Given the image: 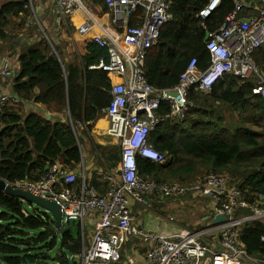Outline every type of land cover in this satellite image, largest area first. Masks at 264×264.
<instances>
[{
    "label": "trees",
    "instance_id": "1",
    "mask_svg": "<svg viewBox=\"0 0 264 264\" xmlns=\"http://www.w3.org/2000/svg\"><path fill=\"white\" fill-rule=\"evenodd\" d=\"M95 1L107 9L104 0ZM209 1L175 0L173 19L161 29L158 44L146 58V78L152 86L175 87L193 58L201 70L208 66V31L218 29L235 10V0H222L213 14L203 20L198 13ZM29 5V0H0V50L1 41L15 39L24 30L32 17ZM13 18L20 19L11 27ZM26 28L33 30V25ZM26 47L18 58L20 72L13 81L15 94L23 101L56 105L60 110L68 108L73 121H96L98 110L108 104L110 81L107 72L88 68L99 65L101 59L108 62L106 49L87 41L82 65L65 67L47 41ZM253 59L264 73V46L254 53ZM253 86V82L242 83L232 74L218 80L209 92L192 86L187 95L190 108L186 116L163 119L150 135L151 144L165 155V162L137 157L138 174L158 183L183 184L195 182L209 172L223 174L229 186L241 191L243 200L264 208V98L253 92ZM170 112L168 103H161L157 111L161 116ZM0 127V178L9 183L39 181L58 161L71 170L81 164L82 150L68 122L47 119L38 112L23 113L6 105L0 107ZM99 152L100 166L111 170L120 163L118 148ZM92 181L102 194L108 191L107 181L98 177ZM30 206L0 191V264H44L56 256L67 264L64 251L80 250V244L68 245L77 235L66 231L53 254L59 236L54 221ZM252 213L249 207H237L234 215ZM263 237V221L251 219L240 226L237 240L250 256L264 261Z\"/></svg>",
    "mask_w": 264,
    "mask_h": 264
},
{
    "label": "built area",
    "instance_id": "2",
    "mask_svg": "<svg viewBox=\"0 0 264 264\" xmlns=\"http://www.w3.org/2000/svg\"><path fill=\"white\" fill-rule=\"evenodd\" d=\"M91 0H54L59 14L66 18L82 11L86 19L79 25L82 35L103 24L88 7ZM117 32L104 30L93 36L94 42L105 48L108 62L100 60L93 66L117 73L121 82L112 86V99L106 108L109 133L117 138L122 149V159L112 173L104 177L109 183L102 194L95 185L84 183L74 189L77 175L66 170L59 162L50 165L44 177L37 182L23 180L8 183L15 189L56 202L65 223L81 222L96 215L93 238L82 255L80 264H250L254 258L238 244L240 226L251 219L262 220L264 208L252 206L241 198V191L229 186L226 175L209 172L190 184L177 181L158 183L138 174L137 157L164 163L165 155L150 142V135L166 118L183 119L189 111L187 99L192 86L209 92L213 85L227 74L236 75L242 82H253V92L264 98V73L253 59L254 53L264 46V0L258 14L240 17L243 3L237 2L235 11L218 29L208 31V66L201 70L193 58L180 75L179 83L170 89L152 86L146 78L145 62L148 51L157 45L161 29L172 20L171 8L175 0H104ZM222 0H210L198 17L209 18ZM137 23H132L130 20ZM102 34V35H100ZM0 75L10 72L3 61ZM6 100L0 98V105ZM161 103H168L171 112L165 116L157 113ZM154 192L164 197L199 195L210 198L211 220L217 215L227 221L210 225L199 231L187 228L164 233L144 231L135 223L132 203L144 204L146 196ZM237 207H249L252 214L236 216ZM213 212V213H212ZM210 237V238H209ZM134 238L145 242L147 250L140 263L122 262L123 246ZM264 239V237H263Z\"/></svg>",
    "mask_w": 264,
    "mask_h": 264
},
{
    "label": "crops",
    "instance_id": "3",
    "mask_svg": "<svg viewBox=\"0 0 264 264\" xmlns=\"http://www.w3.org/2000/svg\"><path fill=\"white\" fill-rule=\"evenodd\" d=\"M91 1L88 2L87 5L89 9L92 11L90 7ZM174 2H173V5H174ZM237 2L243 3V7L238 11L239 16L243 18H248L252 15L258 14V9L261 7L260 0H235V9H236ZM30 3L32 4L31 7L34 13L33 18L27 20L25 28L22 31V34H19L16 41H14L15 44L11 43L12 45L10 44L8 47H6L8 40L1 41L2 48L0 50V68L4 67L3 61L6 60L8 62V66L14 69L15 75H13L12 77H10L9 74L5 76L0 75V98H4L6 100L5 102L6 104L0 105V107L8 105V106L15 107V109L17 110H21L23 113H30V112L37 113L38 112V113H42L43 115H45L47 119H57L62 122H68L69 124H71V126L73 127L75 131L76 137L78 139L79 146L81 147V150H82L81 164L79 165L77 169L71 170L70 168L65 166L61 161H58V162L66 170L73 172L77 175L78 177L77 181L73 184L74 189L76 190L80 189L84 183L92 184L93 182L92 179L94 177H98V180L103 182L105 181L104 177L106 176L107 173H112L115 179H119V175L115 173L113 170L114 168L110 170L106 168L105 166H100V164H98L97 162L98 158L100 157L99 149L108 150L110 148H118L120 152V161L122 159V149H121L120 142L117 138L110 135L109 133L110 123H109L108 116L106 114V108L112 99V94H111L112 86L115 85L116 83L121 82L122 80V77L119 74L105 71L107 72V75L110 81V90L108 92V104L107 106L98 110L99 111L98 119L94 122L92 121H88V122L73 121L68 108L64 110H60V108L56 105L46 106L40 103H35L33 101H23L19 98L18 95L15 94L13 90L14 78L20 72V62L18 58H19L20 52L22 50H25L27 48L26 47L27 45L31 46L36 41L38 42L41 40H45L50 44L54 53L60 59H62L65 67H68L70 65L81 66L82 65L81 56L86 53L87 41L94 42L93 36L95 34L98 35L99 33H102L105 35L104 30L106 29L113 33L117 32L118 30L117 25L110 18V15H109L110 12L108 11V8L107 9L105 8L106 9L105 10L103 6L97 4L96 6L100 8L97 10L100 13L98 14L94 12L93 13L98 18V20L103 24L104 30L100 28H96V30H93L90 34L82 35L81 32L79 31V25L86 19V15L84 12L77 11L74 15L64 18L59 14L54 0H29V4ZM246 10H248L247 14H243ZM171 13H172V8H171ZM37 16H39V18ZM55 17H57V19H55ZM34 19H36V21ZM131 21L133 20L131 19L130 22ZM30 25H33V30H28L26 28V27H29ZM12 35L13 34L11 33L10 37H12ZM55 47L57 48L58 53H60L62 58L58 55ZM93 66L94 65H91L88 69L102 70L100 68H96ZM102 122L106 123V125L103 128H101L100 126ZM92 129L94 133H96L97 136L100 137L101 139V141H99L98 143L94 142L95 139L93 138V135H92ZM85 143H88L89 145H91V147L96 149L95 151L98 154L97 161L93 160L94 156H92L91 158L88 157V152L89 151L94 152V149L92 148V150L90 149L86 150L84 147ZM109 144H112V145H109ZM6 183L8 184L9 182L6 181ZM188 195L190 196H187V197H191V198H186L185 200L181 201L182 203L181 205L185 204L190 207L191 206L194 207L198 204V201H204L201 204V207L198 206V208L199 210L201 208V210H203L204 213L207 214V216L203 220L209 221L211 219V217L208 216V215H211L210 214L211 199L200 197L199 195H193V194H188ZM148 196L150 195H147L146 198ZM197 197H200L201 199L198 200L196 199ZM149 204H150L149 201H146L144 204H141V205L139 204V208L140 206L146 205V207L143 209V210H146ZM97 218L98 217L96 215L87 218L88 224L93 227V231L91 232L90 236L87 238L85 235V221H84V227L81 222H77L80 230L77 233L76 240L69 241L68 245L71 247H74L75 245L80 244L81 247H80L79 252L71 248H68L67 250L64 251L63 258H65L67 264H69V260L72 261V264L81 263L83 252L85 248L88 245H90L92 241ZM139 221H142V224H140ZM135 223L140 227V229L144 231H152V230H147L148 227L145 225L144 220L140 218L137 219V217H135ZM62 224L64 227L71 226L70 223H65L63 221V218H62ZM66 224H69V225L66 226ZM178 229H183V227L181 226L175 227L169 230L174 231ZM56 230L58 231V234L61 237L65 233L64 232L63 234H61L58 229ZM169 230H162L161 232L169 231ZM77 241H79V243H76ZM128 242H131L132 247L130 249H127V248H124L123 246L122 262H125V263L142 262L147 252V250L145 249L146 247L145 242L141 241L140 238H134L133 240L128 241ZM250 264H264V261L260 258H257L255 260H252V263Z\"/></svg>",
    "mask_w": 264,
    "mask_h": 264
},
{
    "label": "rangeland",
    "instance_id": "4",
    "mask_svg": "<svg viewBox=\"0 0 264 264\" xmlns=\"http://www.w3.org/2000/svg\"><path fill=\"white\" fill-rule=\"evenodd\" d=\"M31 3L29 7H31ZM97 3L95 0L91 1V9L94 13H100L97 9H100L99 7L96 6ZM32 11V17L33 18V9L31 7ZM106 13V11H105ZM39 18V16H37ZM20 18H13L12 19V24L9 25L11 27H14L15 22H18ZM36 21V19H34ZM22 34V32L20 33ZM13 38V37H12ZM10 39L8 40L6 47H8L11 43H14L18 36L15 39ZM12 45V44H11ZM103 123V122H102ZM102 125V124H101ZM100 125V126H101ZM80 135V133H79ZM92 135L93 138L95 139L94 142L98 143L101 141L100 137L97 136L96 133H94L92 129ZM109 138V137H108ZM112 145V144H109ZM85 149H90L92 150L93 147L89 145L88 143L84 144ZM94 149V152L89 151L88 152V157L91 158L94 156L93 160L97 161V156L98 154L96 153V149ZM185 184H190V183H185ZM165 194L160 193V192H154L152 195L148 196L146 198V201H149V206L146 210H143L145 206H140L136 202L132 203V210H133V215L137 217V219H142L145 222V225L148 227L147 230H152V231H162V230H171L172 228L175 227H183L187 228L189 230H201L203 228H206L210 225L213 224H218V223H213L214 219H210L209 221L203 220L207 214L204 213L203 210H199L198 206L201 207V204L204 201H198V204L194 207H190L188 205H181V201L185 200L186 198H191L187 197L190 195H182V196H173V197H164ZM196 199L200 200V197H197ZM25 205L32 208L29 203L25 202ZM42 210V209H41ZM44 211V210H43ZM139 211V212H138ZM136 213V215H135ZM211 217V215H208ZM228 218V217H227ZM140 224H142V221H139ZM78 224V223H77ZM69 224H66L68 226ZM71 225V223H70ZM208 225V226H207ZM80 230L79 226L76 225L75 227H72V233L73 235H77L78 231ZM169 231H163L164 233H169ZM93 231V227L88 224V220H85V235L86 238L90 236L91 232ZM210 238V237H209ZM60 245V235L58 236V244L57 246L53 249V254L58 250V247ZM132 247L131 242H127L124 244V248L130 249ZM63 260L61 257L58 258H48L45 260L44 264H64ZM39 264H42L40 262ZM69 264H72V261L69 260Z\"/></svg>",
    "mask_w": 264,
    "mask_h": 264
},
{
    "label": "water",
    "instance_id": "5",
    "mask_svg": "<svg viewBox=\"0 0 264 264\" xmlns=\"http://www.w3.org/2000/svg\"><path fill=\"white\" fill-rule=\"evenodd\" d=\"M57 19V17H55ZM9 70V76L12 77L15 75V71L13 68L8 67ZM0 191L5 192L6 194H10L12 196H15L19 198L23 202H27L30 205L36 207L37 209L41 210L42 212L48 214L52 220L55 223L56 229L59 230L61 234H63L66 231L72 230V227H75L78 225L75 221L71 223L70 227H64L62 224V212L60 206L49 199H45L39 196H36L32 194L29 191H24L21 189H15L12 186L8 185L5 180L0 179ZM44 210V211H43ZM228 220L227 216L224 215H217L215 219L213 220V223H219L222 221ZM50 256H52V253H49Z\"/></svg>",
    "mask_w": 264,
    "mask_h": 264
},
{
    "label": "bare ground",
    "instance_id": "6",
    "mask_svg": "<svg viewBox=\"0 0 264 264\" xmlns=\"http://www.w3.org/2000/svg\"><path fill=\"white\" fill-rule=\"evenodd\" d=\"M106 125L105 122L102 123L101 128H103ZM105 132V131H104Z\"/></svg>",
    "mask_w": 264,
    "mask_h": 264
}]
</instances>
